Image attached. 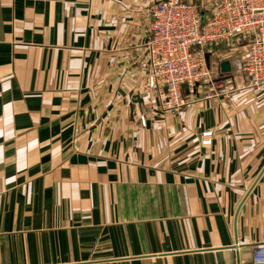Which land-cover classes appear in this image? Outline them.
I'll return each mask as SVG.
<instances>
[{"label": "crops", "instance_id": "obj_1", "mask_svg": "<svg viewBox=\"0 0 264 264\" xmlns=\"http://www.w3.org/2000/svg\"><path fill=\"white\" fill-rule=\"evenodd\" d=\"M158 1L0 0V264H252L264 245V94L164 110ZM246 49L207 59L236 76Z\"/></svg>", "mask_w": 264, "mask_h": 264}, {"label": "built area", "instance_id": "obj_2", "mask_svg": "<svg viewBox=\"0 0 264 264\" xmlns=\"http://www.w3.org/2000/svg\"><path fill=\"white\" fill-rule=\"evenodd\" d=\"M149 13L145 87L159 96L164 110L179 111L198 89L206 99H227L241 90L264 94V0H213L206 14L194 3L159 0ZM238 36L247 47L240 75L214 72L207 48ZM139 121L145 125L143 116ZM252 264H264V245L253 249Z\"/></svg>", "mask_w": 264, "mask_h": 264}, {"label": "rangeland", "instance_id": "obj_3", "mask_svg": "<svg viewBox=\"0 0 264 264\" xmlns=\"http://www.w3.org/2000/svg\"><path fill=\"white\" fill-rule=\"evenodd\" d=\"M187 1V0H186ZM212 0H191V2H193L194 4L196 5H199V6H202V7H208L209 6V3L211 2ZM188 2V1H187ZM212 70L215 72V70L217 69V67L214 65V64H210ZM240 75V71H238L236 73V77ZM234 76V75H233ZM246 90H241V91H238L237 93H234L233 95L235 94H238L239 92H245Z\"/></svg>", "mask_w": 264, "mask_h": 264}, {"label": "water", "instance_id": "obj_4", "mask_svg": "<svg viewBox=\"0 0 264 264\" xmlns=\"http://www.w3.org/2000/svg\"><path fill=\"white\" fill-rule=\"evenodd\" d=\"M220 68L222 72H227L229 70V65L226 62L220 64Z\"/></svg>", "mask_w": 264, "mask_h": 264}]
</instances>
